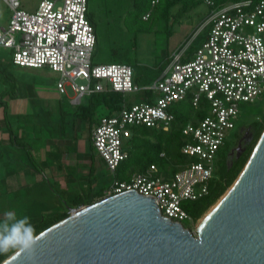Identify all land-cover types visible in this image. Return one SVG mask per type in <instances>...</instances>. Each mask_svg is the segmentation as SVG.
Returning a JSON list of instances; mask_svg holds the SVG:
<instances>
[{
	"label": "built area",
	"instance_id": "2783aa9c",
	"mask_svg": "<svg viewBox=\"0 0 264 264\" xmlns=\"http://www.w3.org/2000/svg\"><path fill=\"white\" fill-rule=\"evenodd\" d=\"M3 2L11 18L0 27V48L11 50L18 67L58 73L56 89L72 106L105 92L146 93L143 102H124L120 111L100 118L91 131L92 147L111 172L117 173L128 160L135 130L168 132L175 121L170 110L178 102L188 100L202 113L209 106L200 120L182 130L188 139L182 154L192 162L169 179L151 166L129 181L116 180L104 197L135 190L153 196L161 214L173 222L184 226L193 221L183 202L208 194L219 152L236 128L240 104L253 103L264 94V1L244 0L212 9L214 3L206 0L212 11L200 27L208 29L202 46L191 56L187 47L175 51L160 77L142 88L134 81L131 66L93 63L97 34L89 18V0H42L34 12L23 9L21 0ZM159 2L152 0L144 19Z\"/></svg>",
	"mask_w": 264,
	"mask_h": 264
},
{
	"label": "water",
	"instance_id": "95a60500",
	"mask_svg": "<svg viewBox=\"0 0 264 264\" xmlns=\"http://www.w3.org/2000/svg\"><path fill=\"white\" fill-rule=\"evenodd\" d=\"M164 217L135 190L89 205L38 234L34 259L1 264H264V131L238 178L197 228Z\"/></svg>",
	"mask_w": 264,
	"mask_h": 264
},
{
	"label": "rangeland",
	"instance_id": "374dc122",
	"mask_svg": "<svg viewBox=\"0 0 264 264\" xmlns=\"http://www.w3.org/2000/svg\"><path fill=\"white\" fill-rule=\"evenodd\" d=\"M41 1L42 0H21L22 8L28 12H34ZM131 8V0H89V14L92 20H94L97 28V46L93 54V63L97 65L120 63L131 66L134 71V80L141 88L152 84L160 77V70L167 66L169 57L175 51L183 46L187 48L191 46L188 50V55L191 56L206 40L208 29L200 28L201 25L205 24L210 11L205 4L187 13H182L179 16L177 14L178 7H176L172 11L169 21L156 16L148 23L144 24L146 25L145 30H139L137 27L130 28L128 26L126 17ZM10 18L11 12L3 0H0V26L2 24L8 25ZM198 28H200V36L197 38L198 34H196L190 38ZM8 50L9 49L5 50L4 48H0V53L6 57L7 62L11 60V53ZM15 69L18 70L19 68L15 67ZM32 77L39 84H42V86L54 93L57 100L64 104V108L68 113L75 112V109L68 108L70 106L69 97L65 95L61 96L56 90L57 82L60 79L58 73L50 69H43L32 72ZM145 97V92L131 93L126 95L125 102L127 104H138L143 102ZM88 99L89 98H86L83 104H87ZM207 109H209L208 105L202 113L203 116L207 113ZM239 109L240 113L236 122V128L229 132L227 138L230 149L237 146L241 129L249 131L253 129L255 122L264 118V94L259 96L253 103H241ZM184 112L185 115L190 117L188 123L197 122L201 118V116H199L201 112L191 107H186ZM107 115L105 110L99 109L96 112L95 120L99 121L100 118ZM66 117L67 121L71 118V116ZM49 118L53 123L55 122L54 115L51 114ZM97 122L92 124V129ZM88 127L89 121L79 122L77 131L80 140L90 141L89 139L91 137L89 138V134L91 135L92 129ZM175 127L178 128L175 126L174 122L170 126L168 132L175 130ZM61 129L62 128H57L56 126V130L54 132L52 131L58 139L64 135V133L61 135ZM73 133V127L67 123L65 129L66 136H72ZM187 140V137H185L181 131V136L177 138V141L184 143L187 142ZM95 155L97 159L101 161L98 155ZM35 162L36 160L34 159L33 163ZM101 165V167L95 166V172L92 177H82V174H84V167L80 166L79 176L76 177L73 183L69 182L67 179L65 181L59 180L55 182L54 180H46V182L43 183V189H40L37 185L35 186V183H32L33 188L23 192L20 196L10 195L9 197L3 194L4 192L2 191V194H0V214L1 212L13 211L16 213L17 217L26 215L30 218L31 223H34L37 221L35 216H37V218L41 216L48 217V214L52 212L67 211L68 206H66V202H68L69 198L71 199L73 197L75 198L77 195H81L87 200L90 197L101 194L103 191L109 190L116 180L129 181L133 175L138 174L137 167H125L123 165V167L121 166L118 169L117 173H113L105 167L103 163H101ZM216 171L217 161L215 163V174ZM4 172L5 170L0 167V178L4 175ZM44 190L47 192H44ZM17 197H21V199ZM35 202H37V205ZM212 207L210 209H212ZM210 209L207 210L194 225L193 221L184 223L186 226L193 225L191 228H187L192 232L191 234L197 236V228Z\"/></svg>",
	"mask_w": 264,
	"mask_h": 264
},
{
	"label": "crops",
	"instance_id": "0c3cea01",
	"mask_svg": "<svg viewBox=\"0 0 264 264\" xmlns=\"http://www.w3.org/2000/svg\"><path fill=\"white\" fill-rule=\"evenodd\" d=\"M6 26L2 24L0 27ZM4 69H7L9 77L0 78V99L10 86L16 87V97L6 96L3 99L8 106L10 123L6 122L5 106L0 102V167L5 170L0 178V194L3 191L9 197L20 196L33 188L32 183L43 189L46 180L55 182L67 179L73 183L79 176L80 166L84 167L82 177H92L95 166L101 167L103 162L95 155L90 134V141L80 140L77 131L80 120L74 122V133L67 137L66 125L71 123L67 121L64 104L57 100L54 93L34 80L32 72L38 70L18 67L12 61V53L9 62L0 53V70ZM51 114L55 117L54 123L49 118ZM56 126L62 128L61 135L64 133L65 136L59 139L55 136L53 132ZM100 195L104 198L106 191ZM3 215L1 212L0 219H3Z\"/></svg>",
	"mask_w": 264,
	"mask_h": 264
},
{
	"label": "trees",
	"instance_id": "16d2710c",
	"mask_svg": "<svg viewBox=\"0 0 264 264\" xmlns=\"http://www.w3.org/2000/svg\"><path fill=\"white\" fill-rule=\"evenodd\" d=\"M132 8L126 17V22L130 28L137 27L139 30H145L144 24L148 23L152 18L159 16V18H164L166 21H169V17H171L172 11L178 7L177 14L178 16L182 13H187L190 10L196 9L202 4H205L206 0H160L159 4L155 7V12L152 11L149 18L144 19L146 14L151 9L152 0H131ZM214 3V8H221L222 6L228 3H236L244 0H210ZM254 4L260 3L264 0H250ZM212 9H209L212 11ZM209 11V13H210ZM89 18L94 24L95 22L92 20V17L89 14ZM196 32V31H195ZM194 32V33H195ZM193 33V35H194ZM97 34V28H96ZM192 35V36H193ZM192 36L190 38H192ZM200 34L197 36V38ZM184 47V46H183ZM191 47V46H190ZM189 47V48H190ZM187 48V51L189 50ZM164 68L160 71L162 72ZM7 69L0 70L1 79L5 77H9L6 73ZM3 78V79H4ZM135 81V80H134ZM11 84H15L14 82H10ZM137 83V82H136ZM6 96L16 97V87L10 86L8 89L4 90L2 93V98L0 102L4 105L5 109V118L6 122L8 121V106L6 102L3 100ZM126 101V96L113 93V92H105L93 95L88 99L87 104H82L80 106L75 107V112L67 113L71 118L70 121L72 127L74 126V122L76 120L89 121V129H92V124L97 122L96 112L99 109L105 110L108 114L107 116H112L116 112L120 111L123 107V103ZM72 107V104L70 105ZM206 105H203V107ZM186 107H194L191 103L186 100L183 102H178L172 107V111L175 115V126L178 128H174L172 132H162L157 131L155 129L140 127L135 130L133 138L129 143H131V149L129 151V158L127 161L123 162L125 167H137V173L144 172L146 169L151 166H156L162 176L165 179H169L172 177L177 171L181 170L187 163L193 161V159H189L187 156L182 154V147L185 142H178L177 138L181 136L182 129L186 126L189 121V116L185 115L184 109ZM199 116H203L202 112ZM254 137L252 142L248 146L245 153L238 160L232 161L231 163L228 160V152L230 149V145L227 143L226 146L219 152V157L217 160V171L215 174V178L211 181L209 185V192L207 195L202 197L197 201H187L183 202L184 209L191 215L193 219V225L204 215V213L209 210L232 186L235 180L238 178L241 170H243L246 165L248 159L250 158L256 144L259 141L263 131H264V118L255 122L253 127ZM177 141V142H176ZM164 154V156H162ZM120 166V167H121ZM119 167V168H120ZM124 181V180H120ZM99 194L95 197H90L85 200L81 195L75 196V198H69L68 202H66V206L68 207H79L81 205H89L93 204L103 198ZM185 203V204H184ZM68 217V208L67 211L61 212L56 211L48 214V217L41 216L37 219L36 222L32 223L36 229V234H40L45 229L49 228L53 224L63 220ZM191 226L184 225L185 228H191ZM11 254L0 255V264L8 258Z\"/></svg>",
	"mask_w": 264,
	"mask_h": 264
},
{
	"label": "clouds",
	"instance_id": "9594fccd",
	"mask_svg": "<svg viewBox=\"0 0 264 264\" xmlns=\"http://www.w3.org/2000/svg\"><path fill=\"white\" fill-rule=\"evenodd\" d=\"M38 241L39 236L28 216L17 217L13 211L4 213L0 219V255L26 253L31 261Z\"/></svg>",
	"mask_w": 264,
	"mask_h": 264
},
{
	"label": "flooded vegetation",
	"instance_id": "af4514ba",
	"mask_svg": "<svg viewBox=\"0 0 264 264\" xmlns=\"http://www.w3.org/2000/svg\"><path fill=\"white\" fill-rule=\"evenodd\" d=\"M253 137H254L253 129H250L249 131L245 129L240 130V138L238 139L239 141L237 146L230 149L228 152V160L230 163L242 157V155L245 153L248 146L252 142Z\"/></svg>",
	"mask_w": 264,
	"mask_h": 264
},
{
	"label": "bare ground",
	"instance_id": "6f19581e",
	"mask_svg": "<svg viewBox=\"0 0 264 264\" xmlns=\"http://www.w3.org/2000/svg\"><path fill=\"white\" fill-rule=\"evenodd\" d=\"M208 213H209V212H208ZM208 213H207V214H208ZM207 214H206V215H207ZM206 215L204 216V218L202 219V221L200 222V224L203 222V220L205 219ZM200 224H199V226H200Z\"/></svg>",
	"mask_w": 264,
	"mask_h": 264
}]
</instances>
